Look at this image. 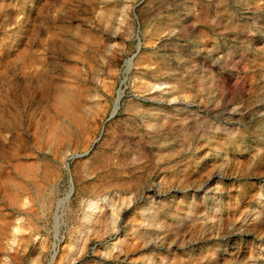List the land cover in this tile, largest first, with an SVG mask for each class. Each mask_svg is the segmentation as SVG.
<instances>
[{
    "label": "rangeland",
    "instance_id": "374dc122",
    "mask_svg": "<svg viewBox=\"0 0 264 264\" xmlns=\"http://www.w3.org/2000/svg\"><path fill=\"white\" fill-rule=\"evenodd\" d=\"M52 257L264 264V0H0V264Z\"/></svg>",
    "mask_w": 264,
    "mask_h": 264
},
{
    "label": "bare ground",
    "instance_id": "6f19581e",
    "mask_svg": "<svg viewBox=\"0 0 264 264\" xmlns=\"http://www.w3.org/2000/svg\"><path fill=\"white\" fill-rule=\"evenodd\" d=\"M124 7V6H123ZM122 7V8H123ZM122 11V10H121ZM130 61H131V58L128 60V62L130 63ZM128 63V64H129ZM94 77H92V79H93ZM119 98H120V93H118V95H117V97H116V99H115V101H114V103H113V108H112V111H111V113H110V115L111 116H113L115 113H116V111H117V109H118V100H119ZM175 107V106H174ZM64 167H67V162H64ZM68 168V167H67ZM71 192H72V188H71V185H70V187H69V190L64 194V196L62 197V198H60V199H58V200H56V204H57V206H60V205H63V204H65L67 201H68V199H69V197H70V195H71ZM41 199L43 200V201H47L48 200V197L47 196H43L42 195V197H41ZM109 201H111V200H113V196L111 195V197H109V199H108ZM48 202V201H47ZM98 202H99V200L97 199V200H92V201H90L89 202V204H88V210H87V212L85 213V216H84V219L83 220H85L86 222H88V221H93L94 223H97V222H100V226H101V228L100 229H98L99 230V233L101 234V235H103V234H105L106 232H108L111 228H112V225L113 226H116V223H117V219H116V217L112 214V215H110V216H108L107 215V213H106V215L104 216V215H102V216H99V217H93V214H94V209H97L98 207H100L99 205H98ZM100 210V209H99ZM102 210V209H101ZM102 213V212H101ZM112 213V212H111ZM93 223V224H94ZM92 226V225H91ZM93 227V226H92ZM117 227V226H116ZM16 230H18V226H15V231ZM98 232V231H97ZM107 234V233H106ZM100 236V235H99ZM113 243H114V241H113ZM115 246V243L113 244V247ZM114 250V249H113ZM52 259H53V257L49 260V262L47 263V264H52Z\"/></svg>",
    "mask_w": 264,
    "mask_h": 264
}]
</instances>
